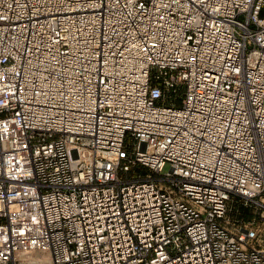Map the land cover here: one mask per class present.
Wrapping results in <instances>:
<instances>
[{
  "label": "built area",
  "instance_id": "2783aa9c",
  "mask_svg": "<svg viewBox=\"0 0 264 264\" xmlns=\"http://www.w3.org/2000/svg\"><path fill=\"white\" fill-rule=\"evenodd\" d=\"M0 264H264V0H0Z\"/></svg>",
  "mask_w": 264,
  "mask_h": 264
},
{
  "label": "rangeland",
  "instance_id": "374dc122",
  "mask_svg": "<svg viewBox=\"0 0 264 264\" xmlns=\"http://www.w3.org/2000/svg\"><path fill=\"white\" fill-rule=\"evenodd\" d=\"M168 170H169V164L166 165V167H165V169H164V172H166V171H168ZM143 172L145 173L146 170H143ZM234 211H235V210L233 209L232 212H231V215H233L234 217H236V213H235ZM244 214H245V213H244ZM239 216H241V215H239ZM252 217H255V214L252 213V212H249L248 215H247V219L252 218ZM261 220H262V219H261L260 217H258V218H257V223H256V225H257V226H260L261 228H263V224H261Z\"/></svg>",
  "mask_w": 264,
  "mask_h": 264
}]
</instances>
